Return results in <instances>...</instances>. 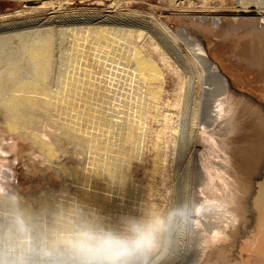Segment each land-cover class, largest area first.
I'll return each instance as SVG.
<instances>
[{
    "label": "rangeland",
    "instance_id": "obj_1",
    "mask_svg": "<svg viewBox=\"0 0 264 264\" xmlns=\"http://www.w3.org/2000/svg\"><path fill=\"white\" fill-rule=\"evenodd\" d=\"M262 10L264 0H0V125L17 121L0 132L16 151L4 156L14 161L0 189L37 210L83 209L112 225L182 207L187 223L150 264L193 263L237 213L231 194L220 195L226 186L208 192L202 175L208 85L192 29ZM48 35L42 77L29 48Z\"/></svg>",
    "mask_w": 264,
    "mask_h": 264
},
{
    "label": "bare ground",
    "instance_id": "obj_2",
    "mask_svg": "<svg viewBox=\"0 0 264 264\" xmlns=\"http://www.w3.org/2000/svg\"><path fill=\"white\" fill-rule=\"evenodd\" d=\"M243 7L246 11L252 10L249 4ZM203 22L192 29L194 37L189 40L192 51L205 68L208 85L204 101L207 110L204 114V133L207 140L202 144L203 149L207 151L202 162L204 165L202 175L207 180L208 192L220 190V184L226 186L222 187L226 192L223 193L221 189L219 194H231V200L226 196L222 198L235 208L233 214L237 215L233 218L219 219L220 222L217 219L221 231L217 229L218 233L204 239L202 249L200 248L197 258L191 264H245L242 260H236L234 255L241 252V242L249 240V233L259 232L264 228V94L257 89L262 84L258 76L264 75V11L238 16H207ZM246 24L251 27L250 31H245ZM209 37L216 39L221 50L230 57L247 62V66L257 76H250L247 82L245 80L239 82L238 78L216 61L214 54L206 45ZM38 41L39 43L35 42L36 46L29 48L31 49L29 53L35 63L33 71L45 77L51 36H46L42 42L40 39ZM202 49L204 52L208 51L209 53L206 52L208 55ZM139 63L148 71L153 69V65L146 60H139ZM29 84L22 83L21 87L18 84L17 88L20 87L22 90L21 88ZM20 99L21 97H17L14 102ZM11 100L9 98L7 101ZM0 127H2L0 132L3 130L7 135L9 131L17 129V121ZM8 148L16 153L14 143L0 138V187L3 181L8 180L10 166L14 161L10 162L8 157H4L8 154ZM5 171L9 175L5 176ZM211 233L210 231L209 234Z\"/></svg>",
    "mask_w": 264,
    "mask_h": 264
},
{
    "label": "clouds",
    "instance_id": "obj_3",
    "mask_svg": "<svg viewBox=\"0 0 264 264\" xmlns=\"http://www.w3.org/2000/svg\"><path fill=\"white\" fill-rule=\"evenodd\" d=\"M188 219L174 207L112 225L83 209L37 210L0 189V264H150Z\"/></svg>",
    "mask_w": 264,
    "mask_h": 264
},
{
    "label": "water",
    "instance_id": "obj_4",
    "mask_svg": "<svg viewBox=\"0 0 264 264\" xmlns=\"http://www.w3.org/2000/svg\"><path fill=\"white\" fill-rule=\"evenodd\" d=\"M209 39V41H207ZM205 42L209 50L214 54V57L218 63L229 70L239 82L246 81L250 76H257L252 72V70L247 66V62L241 61L238 58L234 59L232 56L226 54L220 48L219 42L209 37ZM213 49V50H212ZM261 79L262 84H260L257 89L259 92L264 94V75L258 76ZM247 82V81H246ZM244 82V83H246ZM6 176L9 175L6 171L4 173ZM249 240L241 242V252L234 255L235 259L242 260L245 264H264V228L261 231L249 233ZM248 238V237H247ZM245 238V239H247ZM240 258V259H238Z\"/></svg>",
    "mask_w": 264,
    "mask_h": 264
}]
</instances>
